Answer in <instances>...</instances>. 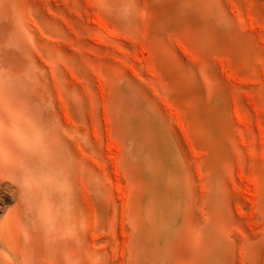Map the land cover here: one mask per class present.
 <instances>
[{
  "label": "rangeland",
  "instance_id": "1",
  "mask_svg": "<svg viewBox=\"0 0 264 264\" xmlns=\"http://www.w3.org/2000/svg\"><path fill=\"white\" fill-rule=\"evenodd\" d=\"M0 222L52 264H264V0H0Z\"/></svg>",
  "mask_w": 264,
  "mask_h": 264
},
{
  "label": "bare ground",
  "instance_id": "2",
  "mask_svg": "<svg viewBox=\"0 0 264 264\" xmlns=\"http://www.w3.org/2000/svg\"><path fill=\"white\" fill-rule=\"evenodd\" d=\"M33 232L8 228L0 222V264H52L40 257V240Z\"/></svg>",
  "mask_w": 264,
  "mask_h": 264
}]
</instances>
